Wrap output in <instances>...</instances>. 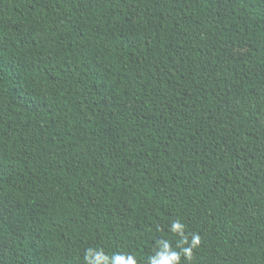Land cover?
Masks as SVG:
<instances>
[{"label":"trees","instance_id":"trees-1","mask_svg":"<svg viewBox=\"0 0 264 264\" xmlns=\"http://www.w3.org/2000/svg\"><path fill=\"white\" fill-rule=\"evenodd\" d=\"M176 220L181 264H264V0H0V264Z\"/></svg>","mask_w":264,"mask_h":264},{"label":"clouds","instance_id":"clouds-1","mask_svg":"<svg viewBox=\"0 0 264 264\" xmlns=\"http://www.w3.org/2000/svg\"><path fill=\"white\" fill-rule=\"evenodd\" d=\"M186 226L179 220L173 221L171 224V232L180 236V242L177 244L179 251L174 250L169 241L161 240L158 242V250L155 255L148 258V264H181V256L186 260H190L192 250L200 244V236L198 234H191V241L185 235ZM190 246L184 247L183 245ZM86 264H137L135 257L130 254H113L111 257L104 254L103 250L89 248L84 256Z\"/></svg>","mask_w":264,"mask_h":264},{"label":"rangeland","instance_id":"rangeland-1","mask_svg":"<svg viewBox=\"0 0 264 264\" xmlns=\"http://www.w3.org/2000/svg\"><path fill=\"white\" fill-rule=\"evenodd\" d=\"M237 52H239V50H236ZM4 245V243H0V250L2 249V246Z\"/></svg>","mask_w":264,"mask_h":264}]
</instances>
